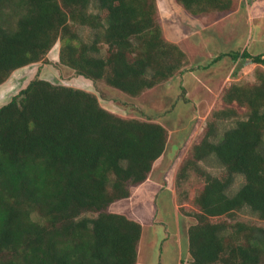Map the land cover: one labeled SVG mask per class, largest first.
Returning a JSON list of instances; mask_svg holds the SVG:
<instances>
[{"label":"trees","instance_id":"obj_1","mask_svg":"<svg viewBox=\"0 0 264 264\" xmlns=\"http://www.w3.org/2000/svg\"><path fill=\"white\" fill-rule=\"evenodd\" d=\"M175 1L192 15L234 9L233 0ZM56 43L59 64L130 97L184 71L156 0H0V85L48 61ZM237 55L255 64V81L224 89L225 106L176 174L177 184L192 175L203 184L187 264H264V227L239 217L248 209L264 221V51ZM222 121L232 124L218 132ZM168 136L158 121L120 116L94 92L35 73L0 104V264H136L142 225L109 208L147 179Z\"/></svg>","mask_w":264,"mask_h":264},{"label":"rangeland","instance_id":"obj_2","mask_svg":"<svg viewBox=\"0 0 264 264\" xmlns=\"http://www.w3.org/2000/svg\"><path fill=\"white\" fill-rule=\"evenodd\" d=\"M233 3L234 9L230 11L192 15L175 0H156L157 19L165 38L185 53L181 67L184 71L136 97L103 81L93 82L59 64L56 57L59 43L49 51L48 61L16 70L9 80L10 87L0 88L2 104L38 73L52 82L94 92L102 106L120 116L155 120L168 129L166 149L153 163L147 179L132 187L128 198L114 202L109 208L142 225L136 264L188 263L187 228L196 221L192 211L197 209L193 196L203 184L194 175L177 184L178 168L191 146L204 135L211 112L225 106L224 89L231 83L255 81V64L240 55L234 59L232 54L244 48L251 53L264 51V0H233ZM80 32L85 40H90V30L80 28ZM180 85L186 90L187 101L177 100ZM231 124L220 122L218 132ZM201 164L213 174L219 170L212 159ZM239 186L237 179L229 191ZM239 217L264 227V221L256 219L248 209H243Z\"/></svg>","mask_w":264,"mask_h":264},{"label":"crops","instance_id":"obj_3","mask_svg":"<svg viewBox=\"0 0 264 264\" xmlns=\"http://www.w3.org/2000/svg\"><path fill=\"white\" fill-rule=\"evenodd\" d=\"M13 74H14V73H13ZM13 74H12V75H13ZM12 75H11V77H12ZM11 77H9V79H8L6 82H4L3 84H1V85H0V88H2L3 90H7V89L10 87L9 80H10Z\"/></svg>","mask_w":264,"mask_h":264}]
</instances>
